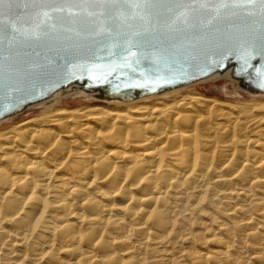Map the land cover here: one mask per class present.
I'll list each match as a JSON object with an SVG mask.
<instances>
[{
	"label": "bare ground",
	"instance_id": "bare-ground-1",
	"mask_svg": "<svg viewBox=\"0 0 264 264\" xmlns=\"http://www.w3.org/2000/svg\"><path fill=\"white\" fill-rule=\"evenodd\" d=\"M218 78L231 66L131 98L76 82L23 108L43 106L0 131V264H264V97L173 93ZM75 94L119 107H59Z\"/></svg>",
	"mask_w": 264,
	"mask_h": 264
},
{
	"label": "water",
	"instance_id": "water-1",
	"mask_svg": "<svg viewBox=\"0 0 264 264\" xmlns=\"http://www.w3.org/2000/svg\"><path fill=\"white\" fill-rule=\"evenodd\" d=\"M231 66L264 93V4L207 0H6L0 5V119L72 83L131 98Z\"/></svg>",
	"mask_w": 264,
	"mask_h": 264
},
{
	"label": "rangeland",
	"instance_id": "rangeland-1",
	"mask_svg": "<svg viewBox=\"0 0 264 264\" xmlns=\"http://www.w3.org/2000/svg\"><path fill=\"white\" fill-rule=\"evenodd\" d=\"M186 93V94H196L199 93L201 95H205L211 98H217L223 102H239V103H246L252 102L253 99H258L264 97V93H252L242 89L241 87L237 86V84L229 79H216V80H209L205 82H199L192 84L188 87L183 89L177 90L173 93ZM97 97L94 96H83L80 94H75L72 97L67 99H63L60 102L59 107L63 108H79L82 105L89 104L92 106H96L98 108H109V109H116L118 108L119 104H107V103H100L96 102ZM42 105H35L31 108L21 109L18 111V116L15 120L10 124H4L0 127V131H4L9 129L16 123L39 115L42 112ZM221 223V222H218Z\"/></svg>",
	"mask_w": 264,
	"mask_h": 264
},
{
	"label": "snow or ice",
	"instance_id": "snow-or-ice-1",
	"mask_svg": "<svg viewBox=\"0 0 264 264\" xmlns=\"http://www.w3.org/2000/svg\"><path fill=\"white\" fill-rule=\"evenodd\" d=\"M65 3L68 4H79V3H87V2H97V0H64ZM217 2V0H207V3L210 5H214ZM222 4H227L230 2H238V3H252L253 0H219ZM6 3V0H0V5H3ZM261 3L264 4V0H261Z\"/></svg>",
	"mask_w": 264,
	"mask_h": 264
}]
</instances>
